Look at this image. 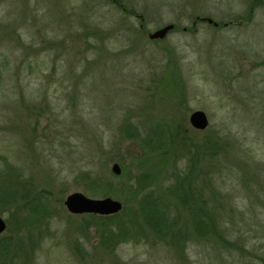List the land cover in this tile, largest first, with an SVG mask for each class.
Listing matches in <instances>:
<instances>
[{
	"label": "rangeland",
	"instance_id": "rangeland-1",
	"mask_svg": "<svg viewBox=\"0 0 264 264\" xmlns=\"http://www.w3.org/2000/svg\"><path fill=\"white\" fill-rule=\"evenodd\" d=\"M261 189L264 0H0V264H244L192 220L234 210L258 241L264 206L246 197ZM75 191L122 207L71 213ZM145 200L169 232L147 225Z\"/></svg>",
	"mask_w": 264,
	"mask_h": 264
},
{
	"label": "trees",
	"instance_id": "trees-1",
	"mask_svg": "<svg viewBox=\"0 0 264 264\" xmlns=\"http://www.w3.org/2000/svg\"><path fill=\"white\" fill-rule=\"evenodd\" d=\"M197 20L198 18H196L194 22H197ZM199 20L202 21L201 18ZM217 26H219V23ZM175 29H176V26H174L172 30H175ZM148 33H147V37H148ZM162 39H155V40H162ZM125 129L131 130V126H127ZM131 133L134 134L135 131L132 130ZM260 173H262L261 169H260ZM204 183L205 182L203 181H201L200 183L201 191L205 187ZM261 190L263 191L264 189H261ZM21 193H23L24 195L27 194V192L24 190ZM212 197H213V192H212ZM240 199H243V198H240ZM240 199L236 197L231 198L229 207L232 209L238 207V205L240 204L239 202ZM246 199L248 202L246 209L250 212H257L256 206L258 205L264 206V198L262 202L259 192H257L255 195H248ZM201 200H202V196H201ZM150 201L151 200H148V201L145 200L142 202V210H143V216H144L145 222L154 231V233L160 234L162 232H169V230L171 229H170V226L166 225V218L164 217L165 215L163 214L161 205L158 203L150 202ZM213 202L218 206H220L222 203L220 199H214ZM202 206L203 207L207 206L205 203V199L202 202ZM254 215L257 216L258 214L254 213ZM222 216L223 218H226V220L230 223L231 226H229L226 221H225L226 223L223 224V221L220 218ZM100 217L102 220L106 219L103 216H100ZM254 219L257 221L255 223L249 224L250 231H255V233L259 234L258 241L253 240L254 237H251V236H248V238H244V236L242 235V229L239 226L240 221L237 219V216L235 215L234 210H231L229 214L217 213L216 216H213L207 211H202V208H201V210L197 212V215H194L192 223L194 226L193 227L194 233L198 237L204 238L208 236L209 234H214L217 237V240L219 242L226 243L230 246H233L235 247V249L239 248L240 245H242V247L246 249V251H248V256H249L248 260L244 264H264V244H263L264 237H262L261 239V235H260L262 234V236H264V225L261 223V218L259 216L257 218L254 217ZM227 237L234 238L233 240L234 242L229 241ZM241 237L244 238L242 242H240L239 240V238ZM179 238L180 236L177 235V239ZM5 253H6V249H4V247L1 245L0 246V257L4 256Z\"/></svg>",
	"mask_w": 264,
	"mask_h": 264
},
{
	"label": "water",
	"instance_id": "water-1",
	"mask_svg": "<svg viewBox=\"0 0 264 264\" xmlns=\"http://www.w3.org/2000/svg\"><path fill=\"white\" fill-rule=\"evenodd\" d=\"M202 21H207L208 23L217 26L218 23L213 21L211 18L202 17ZM174 28V24L168 23L164 26L148 33V38L151 40L162 39L167 33ZM189 124L198 130H203L208 125V117L203 110L197 109L190 113L189 115ZM112 170L115 173L120 172L119 165L117 163H113ZM64 205L66 209L74 214H82V213H93L99 215H110L115 214L120 211L122 204L120 201L113 199L111 197L104 198H92L86 196L84 193L80 191H75L69 193L65 200ZM6 228L5 221L0 216V233L4 231Z\"/></svg>",
	"mask_w": 264,
	"mask_h": 264
}]
</instances>
